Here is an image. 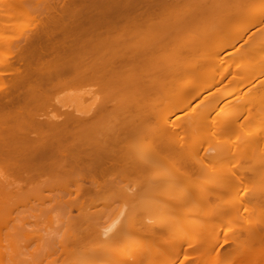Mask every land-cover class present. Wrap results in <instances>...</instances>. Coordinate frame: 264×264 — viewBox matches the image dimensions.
I'll return each instance as SVG.
<instances>
[{
	"label": "bare ground",
	"instance_id": "obj_1",
	"mask_svg": "<svg viewBox=\"0 0 264 264\" xmlns=\"http://www.w3.org/2000/svg\"><path fill=\"white\" fill-rule=\"evenodd\" d=\"M21 14L0 36V264H201L223 255L215 220L234 221V264H264V0H0V31ZM70 84L96 88L49 114ZM115 183L151 220L125 209L83 236L72 208ZM55 204L64 229L27 230L24 211ZM187 225L202 232L176 239Z\"/></svg>",
	"mask_w": 264,
	"mask_h": 264
},
{
	"label": "rangeland",
	"instance_id": "obj_2",
	"mask_svg": "<svg viewBox=\"0 0 264 264\" xmlns=\"http://www.w3.org/2000/svg\"><path fill=\"white\" fill-rule=\"evenodd\" d=\"M40 7H41V5L39 6V8ZM241 20H242V16H239V17H236L232 23L233 24H235V23L237 24V22H240ZM32 21H33V19H31V16H26L24 14H21V15H19L17 17L16 23L13 25L12 29L8 30V31L7 30L0 31V36H6V35H9V34L10 35H15L16 33L20 32V31H26L32 25ZM217 41H222V38L221 37L218 38L215 42H217ZM7 52H8L7 47H5L4 45L2 47H0V61L7 55ZM90 87H91V89L92 88H96V86H89V85L88 86H80L78 84L63 85L62 87H60L56 91H54L51 94L52 96H50V98L47 99V103H46L47 105L46 106H48V107L46 108V110L51 115H55V116H58V117H63L65 115L66 111L74 110L75 105H76L75 104L76 103V101H75L76 98L75 97L78 96L77 94L83 93L84 91H89L90 89H88V88H90ZM48 102H50V103L48 104ZM4 171H6V168L0 162V172H4ZM152 175H153L152 171L151 172H146L144 174V176L140 180H145L147 178H150V176H152ZM121 193L122 194L124 193L123 189L119 187L118 183H115V184L111 185V187H104L100 192H96V193L92 192L91 195L84 196L83 198L81 197L85 201V203L82 204L84 201L81 202L82 199H80V203L82 204V206H78L77 205L76 207L72 208V210H73L72 214L75 217L77 216L76 218H79V220H80V221H78L79 222L78 225H80L79 230H80V233L83 236H84V233H82V232H87V231L92 230V229L96 230V229H99V228H104V227H107L109 225H112L113 223H115L117 221L120 222L121 219H118L116 216L118 215V217L120 216V218H122V216H124V213H125L126 210L127 211L129 209L131 210V209H133L136 206V202L132 201V199L131 200L130 199H123L121 196L119 197V194H121ZM144 194H145V198L149 199L148 196H151L150 195L151 194V189L144 190ZM109 195H110V197H108L106 199H103V198L100 197V196L103 197V196H109ZM90 197H92V198H90ZM117 197H119V198H117ZM145 204H146V206H145ZM148 204L149 203H148L147 200H146V202L145 201H140V203H139L140 209L139 210H135V212L136 211L138 212V213L136 212V216L134 214L135 212L133 211L134 209L131 210V211L134 212L133 213V217L135 216L133 218L134 221H136L138 215H139V218L144 217V215H145V218L147 216H148L147 218H149V216L151 214H153L152 212H150L149 210L146 209L148 207ZM56 205L57 204H55V206H54L55 208L53 207L55 210L51 207L54 211H52V209H51V211L50 210H39L38 209L39 210V217H38V211L37 210H32V213H34V211L35 212L37 211V213H36L37 217H36V215L34 217L35 213L32 216L31 210L24 211L23 213L27 215L26 219H25V221H26L25 223L26 224H24L26 226V228H28L27 230L31 229L30 232H32V230H35V231H33V233L35 234L36 232L37 233H41V232L45 233L46 230H47V233H48V229H51V228H52V230H49V232L53 231L54 230L53 229L54 226L57 227V228L59 227V229L62 230L61 227L63 225L62 228L64 229V225L66 224L64 222L65 219L61 218L62 216L64 217V215L60 214V212H62L61 210L64 209V208H60L61 207L60 205H58V206H56ZM123 211H124V213L122 214ZM27 212H30V213H27ZM46 212L48 213L46 215L49 218L51 216L53 217V219L56 217V219H54V221H52V223L54 222V225L52 223H49L50 225H53V227L51 226L49 228V224H47L48 221H49V218H47V216L45 215ZM64 212H65V209H64ZM139 213H142V214H139ZM29 215H30V217H29ZM59 215H62V216H59ZM41 216H44V218L41 217ZM152 216L153 215H151L150 217H152ZM37 218H39V219H37ZM41 218H43V219L47 218L48 220H43V219L40 220ZM114 218H115V220H117V219L118 220L115 221ZM147 218L145 220H147ZM62 219H63V221H62ZM38 220H40V221H38ZM60 220L62 221V225H61ZM150 220L151 219L149 218V220H147V221H150ZM42 221L43 222L47 221L46 224H47L48 228L45 225V223H43ZM132 222H133V220H132ZM213 222H214V225H213ZM213 222H212L213 227H212L211 224H208V223H207V225H205V227L209 226V228H214V226L217 225L215 227L216 230L215 229H214L215 231L213 230L215 233L216 232L217 233L214 235L213 234L214 232L211 231L212 235H210V232H209V235H210L209 238L210 239L209 238H207V239L210 240L209 244L213 243L215 245H218V247H220L221 253H223V255L221 257H217V256H215L213 254H210L208 252V250H206V251H203L200 255H198V257L194 258L195 259V263L201 262V264H234L235 260H236V257H237L236 253L240 251V250H238V248H234L233 247V244H234L233 240L231 239V237L229 238L230 231L232 232L233 229L235 228V226L233 225L234 221L233 220H231V221L230 220H228V221L227 220H223V221L215 220ZM226 223H227V225H226ZM202 224H204V223L202 222ZM196 225H197V228L204 226V225L202 226L200 222H198ZM210 225H211V227H210ZM44 226H46V229L44 228ZM188 226L190 227L191 225H187L186 227H183L180 231H178L177 235L180 234L181 236L180 235H178V236L175 235V238L177 239V238H180V237H182L184 235L188 236V238H189V235L191 233L188 234L189 231H186V229L190 230V228L188 229ZM193 227H195V226H193ZM229 227H230V229H229ZM197 228L195 229V231H193V229L191 228L192 230H190V231H192V236H193L194 232L196 233V230L198 232H202L201 230H198ZM207 228L208 227H206V229ZM37 230H39V231H37ZM42 230H44V231H42ZM55 230H57V229H55ZM242 231H243V234H246L245 233L246 232V228L243 227ZM180 232H183V233L181 234ZM198 232L196 234H198ZM134 234L131 237H132V239H134L136 241L137 244H140V243H143V244L146 243L147 244L148 243V240H144L143 238H141V236L139 238L138 234L136 236ZM82 235L80 237L83 238ZM194 237H195V235H194ZM82 238H81L82 241L80 240V242H78L79 243L78 246L81 245V248L80 247H79L80 249L77 248L78 249L77 253H78V255L81 256L82 255L81 250L83 251V249L85 250V248H86V250L83 251L84 254L82 255L83 256L82 258H87V255H86L87 253H85V252H87L88 251L87 249L90 248V247L88 248L90 243H92L91 245H93V246H97L98 243L95 244V242H93V241L92 242H88V241H90L89 239L87 240L85 238H83V239ZM140 239H142V240H140ZM25 240L27 242H29L27 239H25ZM25 240H23L22 243H25L26 242ZM88 243H89V245H88ZM136 243H135V247L138 246ZM140 245H142V244H140ZM33 246H34V244H33ZM187 247H188V244H185V242H183L182 245H180L178 248H176V249H174V250H172L170 252L171 255H176L177 256V259L174 261L175 263L180 262V260L185 256ZM232 249H234V250H232ZM32 257H34V256H32ZM35 259H32L29 262V260H30V257H29L27 261L30 264L31 263L32 264L33 263L36 264L37 260H38V262L42 261V259H39L38 257H37V260H35ZM33 261H35V262H33ZM166 263L167 262H165V260L163 258L162 259L160 258V260H159V262L157 264H166Z\"/></svg>",
	"mask_w": 264,
	"mask_h": 264
}]
</instances>
